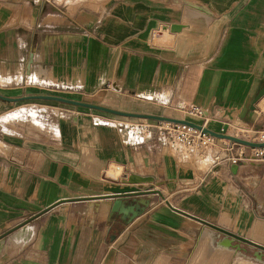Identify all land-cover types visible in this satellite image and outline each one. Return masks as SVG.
Here are the masks:
<instances>
[{
    "label": "crops",
    "instance_id": "crops-1",
    "mask_svg": "<svg viewBox=\"0 0 264 264\" xmlns=\"http://www.w3.org/2000/svg\"><path fill=\"white\" fill-rule=\"evenodd\" d=\"M0 79L7 97L174 118L196 105L207 128L254 139L264 0H0ZM25 101L0 99V264L264 260V162L231 164L217 137L203 168L154 119L53 100L33 103V125ZM129 173L154 181L130 189Z\"/></svg>",
    "mask_w": 264,
    "mask_h": 264
},
{
    "label": "built area",
    "instance_id": "built-area-1",
    "mask_svg": "<svg viewBox=\"0 0 264 264\" xmlns=\"http://www.w3.org/2000/svg\"><path fill=\"white\" fill-rule=\"evenodd\" d=\"M180 110L182 113H184V117L179 119H188L186 118V116L198 119L200 120V122L196 123L202 125L203 127H206V112L201 107L196 105H189L182 106ZM153 127L154 129H156L158 134L164 136L165 141L168 143H178L187 148L199 149L202 152H205L208 148L211 149L212 146L217 145V137L205 133L200 129H197L185 123L155 120V124ZM262 137L264 138V135H262ZM244 146L245 145L234 141H229L228 143H226L223 150H225L227 160L230 161L231 164H239L242 159H246L252 162H264V146L249 147L250 153L248 156L244 155V150L242 149ZM220 158L221 154L219 152H215L213 154L214 160H218Z\"/></svg>",
    "mask_w": 264,
    "mask_h": 264
},
{
    "label": "water",
    "instance_id": "water-1",
    "mask_svg": "<svg viewBox=\"0 0 264 264\" xmlns=\"http://www.w3.org/2000/svg\"><path fill=\"white\" fill-rule=\"evenodd\" d=\"M264 94V88L261 89L257 95L254 98V102H256L257 100H259L261 98V96ZM0 99L2 100H6V101H19V100H26V99H41V100H53V101H57L60 103H64V104H69V105H73V106H80V107H85V108H89V109H95V110H99V111H103V112H107L113 115H120V116H129V117H138V118H148V119H154V120H165V121H172V122H181V123H185L187 125L193 126L197 129H200L201 131L211 134L215 137L218 138H224V139H228L230 141H234L237 143H240L242 145H246L249 147H262L264 146V141H260V142H255V141H251L248 139H243L234 135H229V134H223V133H218L215 132L207 127H203L202 125L190 121L188 119H179V118H174V117H168V116H162V115H153V114H145V113H131V112H124V111H119V110H115L109 107H105L99 104H94V103H89V102H85V101H80V100H74V99H70V98H66V97H62V96H57V95H50V94H30V95H23L20 97H7L4 96L2 94H0ZM100 122V121H97ZM123 181L127 182V183H151L154 181V177L151 175H138L136 173H129L126 176V179H123ZM143 192H149V191H143ZM219 230L228 233L230 235H233L232 233H229L221 228H218ZM234 237H236L239 240H242L244 242H248L245 238L237 236V235H233ZM263 248V247H261Z\"/></svg>",
    "mask_w": 264,
    "mask_h": 264
},
{
    "label": "rangeland",
    "instance_id": "rangeland-1",
    "mask_svg": "<svg viewBox=\"0 0 264 264\" xmlns=\"http://www.w3.org/2000/svg\"><path fill=\"white\" fill-rule=\"evenodd\" d=\"M27 101H25L24 103H27V106H24V111L22 112V116H20V119L22 120H27L28 123L33 124V125H38V123L36 122L37 117L35 114V104L33 105V103H50V102H45V101H41V100H35V99H26ZM54 103V102H53ZM263 107H264V102H263ZM183 116L184 113L180 112ZM20 121V120H19ZM235 132V131H233ZM257 136H255L256 138L254 139H250L251 141H255V142H260L261 140H264V138L262 137L261 133H256ZM167 147H169L168 149L171 151V153L175 154L178 156V158L182 161H186V157L187 158H195L198 161V165H200L201 167L205 168L208 163L211 162V155H210V148H208L205 152H202L199 149H194V148H187L181 144L178 143H168L166 142ZM123 175H118L117 179L122 177ZM137 185H131L128 186L130 189H136V190H141V187H149V184H138ZM155 198H159V196H154ZM236 261L240 262H246L248 264H264V260L263 259H253L251 256V253L248 251H244L242 252V255H238ZM234 264V263H233ZM236 264V263H235Z\"/></svg>",
    "mask_w": 264,
    "mask_h": 264
},
{
    "label": "bare ground",
    "instance_id": "bare-ground-1",
    "mask_svg": "<svg viewBox=\"0 0 264 264\" xmlns=\"http://www.w3.org/2000/svg\"><path fill=\"white\" fill-rule=\"evenodd\" d=\"M139 184L142 185V183H139ZM227 243H228L227 241H225V242L223 241L222 245H223L224 247H226V246H227ZM239 264H248V263L240 261Z\"/></svg>",
    "mask_w": 264,
    "mask_h": 264
}]
</instances>
